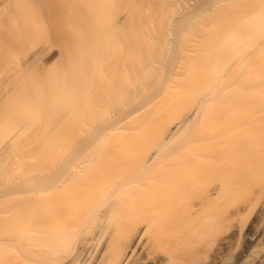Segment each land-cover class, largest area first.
I'll return each mask as SVG.
<instances>
[{"label": "bare ground", "instance_id": "1", "mask_svg": "<svg viewBox=\"0 0 264 264\" xmlns=\"http://www.w3.org/2000/svg\"><path fill=\"white\" fill-rule=\"evenodd\" d=\"M218 1L216 6L219 8L228 0H225V3ZM150 3L154 4L153 0H0V71L7 65L8 58L23 51L28 39L29 42L35 40L32 39L33 34L30 31L32 27L49 30L52 35L49 41L56 42L62 48L56 52L43 53L42 60L45 56L47 58L45 57L42 63H64L63 67L61 64L62 75L58 77L51 73L32 84L36 98L30 100L26 97L22 101L18 98V105L12 107L18 109V112L8 114L2 123L6 128L0 130V264H264V70L260 71L262 76V73L258 76L260 72H247L246 75L251 76H246L248 79L244 80L248 82L252 77L251 83L256 82L261 89L257 87L259 90H256L255 87V96L253 92L250 94L254 97L247 94L246 100L239 99L240 105L245 107L244 113L242 107L235 104L240 103L239 100L235 102L238 99L237 93L233 94L235 101H232L231 111L222 100L229 95L230 98L224 100H233L230 86L239 82H232V77L227 81V77L230 68L240 59L236 61V58H231L230 61L228 55L231 45H244V42H232L225 35V41L218 40L215 50H212L214 54H206V57L211 58L212 65L208 64L212 68L210 70L214 79H211L212 83L208 79V84L205 79L204 89H200L198 98L190 97L192 100H187V104L191 105L196 100L194 107L188 108L190 104L182 106L184 110L181 107L178 111L181 110L179 114L182 115L177 114L179 118L175 115V121L168 118L169 120H165L167 124L159 123L160 126L164 125V128L162 126L163 129H160L158 126L154 137L136 135L154 115L155 119L157 118V112L154 113L157 106L165 108L175 101L174 97L177 99L174 92L171 95L168 93L170 97L174 96L170 98L171 103H168L169 96L164 94L168 98H162L164 101L162 100L161 104L164 106L160 104V100L158 103V99L156 103L160 105H153L157 91L155 96L154 92L151 93L152 96L149 95L153 99L148 96L149 100H153L152 104L149 100L144 99V102L145 96L142 95L143 103L141 96L137 95L138 99H132L135 102L129 105L131 101L126 102L127 94L130 98L132 92L124 88L125 79H128L125 75L122 79L115 77L120 79L117 80L121 82L120 87L115 79L113 80L116 82L113 84L118 85L117 90L110 88L113 77L111 73V77L108 76L112 70L110 63L117 54L116 47H119L120 39L126 37L123 26L128 23L146 22L141 15L139 18L137 12L147 15ZM165 6L167 10H163L164 13L159 12L162 15L157 16L156 21L160 25H165L170 20L169 12L174 5ZM216 6L213 7L217 9ZM153 10L158 11V8L154 7ZM253 15L255 16H251V19L263 21L264 9L256 10ZM200 17L202 16L198 18ZM182 21L187 22L186 19ZM195 21L196 19L188 20V26L190 22L194 24ZM150 23L154 24V20H150ZM185 28L181 30H184L186 35L188 27L186 30ZM181 30L180 33H184ZM189 30L191 26L187 31L190 32ZM167 31L168 33L163 31L162 34L160 30L158 39L161 34L167 38L166 34L170 35L171 32L172 35L176 30ZM157 33L153 32V35ZM180 37L185 38L183 34ZM166 38L164 42H159L160 39L158 44L164 47ZM180 42H183L182 39ZM162 43H165L164 46ZM165 49L166 46L162 54ZM119 50L123 51L122 48ZM42 52L43 50L39 49L32 58L15 68L16 80L5 83L8 92L10 88L12 90L22 85L18 79L26 77L25 69L30 66L34 67L38 77L43 76V65L38 58ZM149 53L150 59L157 57L156 52L153 55L152 51ZM226 55L227 58H224ZM132 56L134 59L133 54ZM165 56L166 54L163 59L162 56L159 58L163 62L167 61L165 58L168 57ZM130 57H126L128 60H124V63L133 61ZM137 58L135 57L138 62L134 60L132 65H138L139 62V65H142ZM140 58L145 60L144 56L140 55ZM182 58L183 61L178 59L181 61L179 65L174 61L168 76L184 77L182 72L191 76V70H187L191 67L188 66L190 64H185L189 68L184 65V59L189 57L184 55ZM243 60L246 61L247 58H242ZM242 61L241 67L246 65L245 62L242 66ZM146 62L148 65L152 61L145 60ZM131 63L127 68L130 71L124 68V64L120 67L123 66L125 72L134 71L136 75L137 66L133 65V69ZM183 68L189 72H184ZM179 72L182 75H178ZM211 73L207 72L212 76ZM150 76L153 77L154 74ZM176 77L174 79H177ZM261 77L263 84L259 81ZM168 78H165L168 80L167 84L175 85L176 80L169 83ZM140 80L142 79L138 78L134 86H137ZM141 83L139 82V85ZM228 83L230 85H227ZM132 86L133 84L131 88ZM224 86L230 89L227 96L223 95L228 92L222 90ZM23 87L28 89L19 91V95L29 91L27 82L23 83ZM118 87L125 91L120 93L121 89ZM127 87L126 89H131ZM143 87L140 88L145 89ZM166 89L164 88V91ZM237 90H234V93ZM177 91L179 92L175 91L176 94H180V90ZM146 92L145 90L143 94ZM158 94L160 95V92ZM180 96L181 94L178 97ZM2 98L0 97V103ZM139 98L141 104L138 102ZM118 99H121L119 103H124L125 100L129 105L126 104L127 109L118 107L121 105ZM219 101L229 109H225L228 111L225 114L222 112L225 116H236L241 110L243 116L248 114L251 118L258 119L248 122L249 119L246 120L247 116H244L245 121L239 120L242 125L247 123L242 126L243 130L240 129L241 124L238 121L239 124L233 125L239 126V130L230 127V120L234 118L222 121L224 116L221 111L224 108L218 106ZM255 101L260 106L256 103L258 109L254 107L256 110H250L249 107L253 108L251 106ZM134 103L139 107L133 105ZM211 103L217 104L220 111L216 106L212 108ZM245 103H252L247 105L249 111L246 110ZM150 104L152 106H149ZM209 104L213 112L214 109L218 114L220 112V116L204 112L208 110ZM233 104L238 110L233 108ZM238 106L241 107L240 110ZM2 107L11 108L8 105ZM99 113L101 114L97 116ZM106 114L113 115L108 119ZM203 115L206 118L211 117L210 120L203 118ZM61 117L66 118L65 122ZM70 117L73 118L72 122ZM54 118L60 121L55 122ZM106 118L108 121H105ZM203 119L206 122H201ZM42 122L46 125L55 124L57 127L54 132L41 131L43 134L49 132L48 135H43L44 137L30 138L29 135L39 132H36V126ZM197 124L204 129H198L196 135L190 134L194 125L198 128ZM69 126L74 129L69 130ZM196 127L194 129H197ZM136 130L138 131L134 135ZM68 131V134H63Z\"/></svg>", "mask_w": 264, "mask_h": 264}, {"label": "rangeland", "instance_id": "2", "mask_svg": "<svg viewBox=\"0 0 264 264\" xmlns=\"http://www.w3.org/2000/svg\"><path fill=\"white\" fill-rule=\"evenodd\" d=\"M221 1H223L222 3H225V4H221L220 6H223V7H219L218 8V5L216 6V4H217V0H153V2H154V4H152V3H150V8L149 9H147V11H146V13H147V15L145 14L144 15V13L143 12H137V14H139L138 16H139V18H140V15H141V18H144V20H146V22H142V21H140V22H137V23H134V24H125L124 26H123V32H124V34L126 35V37H124V39H120V42H119V47H116V55H115V58H114V60L110 63V66L112 67V70L109 72V74H108V76H110L111 77V74H113L112 76L113 77H111V81H110V85H112L113 86V88H112V86L110 87L111 89H114L115 88V90H117L116 89V87L121 83V82H119L120 81V79H122V77L125 75V76H127V78L128 79H125L126 81H128V80H130V78H131V80L130 81H128V83H130V85L125 81L124 82V84L123 85H125L127 88H131V85L133 84V88L135 87V89L133 90V88H131V89H126V87H124L125 88V90L126 91H131L132 93V95H130L131 97L129 98V95L127 94V100H126V102L128 101V103H129V100L131 101L130 103H129V105L131 104L132 105V103L133 102H135L136 100L135 99H138V97H140L141 98V100H142V95L143 96H145V98H143V100L145 99V100H149L150 98H151V93L152 92H154L153 94H154V96L156 95V92H157V97H156V99H155V97H154V99L153 98H151V99H153L152 101H153V105H155V104H157V105H160L161 103H162V100L165 98V99H167L168 100V98H167V96H169V94L168 93H170V95L171 94H173V92L175 93L174 94V96L175 95H177L176 96V98L178 99V101H177V99H175V97H174V99L173 100H175V101H172V103H171V99L173 98L172 96L170 97L169 96V101L170 102H168V103H171L170 105H166L165 104V106H167V107H161V106H157V108L155 109V111H154V113L155 112H157V114H158V116H156L157 118L155 119V115L152 117V120L150 119V121H148V123H147V121L145 122V123H147L146 125H145V123H144V125L145 126H142V129L143 130H141V128L139 129L140 131H138V130H136L135 132H133V134L135 135V133L138 131V134L136 133V135H143V137H145L144 135H147V136H149V137H152L153 136V134H154V132L156 131V129H157V127L158 126H160L159 125V123H161V124H163V123H166V121L165 120H167L168 118H170V120L171 119H175V118H173L175 115H176V118H179L181 115L179 114L180 112H181V110H180V112H178L179 111V109H181V107L183 106H185L186 107V105H188V104H190V103H188L187 104V100H192V99H190V97L191 98H198L197 96H198V94L201 92V90H202V88L204 87L203 86V83L205 82V79H206V84H208V83H210L209 81H211V79H214V74H212L211 73V70H212V68L211 67H209L210 65L209 64H211L210 63V61H211V58H208V57H206L208 54H210L211 52H213L214 50H215V46L216 45H218L217 43H219V41L221 40V41H223L224 39V36L225 35H227V37H229L228 39H231L232 40V42H233V40H234V42H237L236 40H239V42H241L240 40H242L243 42H244V45H243V43H242V45L240 44V45H231V51H230V54H229V52H228V59L230 58V61H231V58L233 59H235L236 58V61H238L239 59V61H238V63L237 62H235V65H233L234 67H232V68H230L231 70L229 71V77H227V81H228V78H229V80H230V77H232V82L234 81V82H239V83H237V85L236 84H232V82H231V84H232V86H230L232 89H231V94L233 95H236V93H237V97H238V99H236V101H235V99H234V95L233 96H231V98H233V100H230L231 101V103H230V101H228V100H224V99H228V98H230V95H229V97L227 98V97H224V99L222 100L223 102L222 103H226V105L229 107V109L231 108V111H232V107H231V105H232V101H235V102H238V100L240 99V98H245V99H241V100H246L247 98H246V96L245 95H247L248 94V96L249 97H251V96H253L254 95V91H255V87H256V90H259V88H260V86H257L255 83V85L254 84H252L253 83V81H251L253 78L252 77H250V79H249V81L247 82V80H244V78L245 79H248L249 78V76H251V75H246V74H248L247 72H249L250 73V71H252L251 73H253V71H255L256 72V74L258 73V72H260V71H263L264 70V68H263V61H264V35L262 36V33L264 32V26H263V24H264V20L263 21H261V19L259 20V19H251V16H253V18H254V16L255 15H253L254 13H255V11L256 10H260L261 8L262 9H264V0H228V1H225V0H219L218 2H220L221 3ZM225 1V2H224ZM229 1H231L230 3H228ZM166 2H167V4H166ZM168 4H173L174 6L172 7L173 9H171L170 10V12H169V17H170V20L169 21H167L166 23L167 24H162V25H160V23H157V16L158 15H162V14H159V12L160 13H164V11H165V9L167 10V6H165V5H168ZM192 8H191V7ZM213 6H216L217 7V9L216 8H214ZM155 7V9H157L158 8V11H157V13H156V11L155 10H153V8ZM190 7V8H189ZM194 7H195V9H194ZM212 7L214 8V10L212 9ZM261 7V8H260ZM160 8V9H159ZM187 9H189V10H187ZM217 11H216V10ZM160 10H164L163 12L162 11H160ZM174 10V11H173ZM186 12V14H185V12ZM190 10H192V11H190ZM152 11V12H151ZM195 14H194V13ZM218 12V13H217ZM152 13V14H151ZM153 13L155 14V15H153ZM166 13V12H165ZM184 13V14H183ZM149 14V15H148ZM181 14V15H180ZM144 15V16H143ZM151 15V16H150ZM183 15V16H182ZM193 15H195V16H193ZM257 15V14H256ZM154 16H155V18H154ZM180 16V17H179ZM182 16V17H181ZM199 16H202V17H200V18H198ZM146 17H149V18H146ZM179 18V19H178ZM188 18H191L192 19V21H193V19H196V23L194 22V24H193V22L191 23H189V26H188V20H191V19H188ZM184 19H186V23H185V21L183 22L182 20H184ZM188 19V20H187ZM141 20V19H140ZM149 20V21H148ZM150 20H154V24L152 23H150ZM156 21V22H155ZM148 22V23H147ZM153 22V21H152ZM179 23L180 24H183L182 26L181 25H179ZM147 24V25H146ZM149 24V25H148ZM151 24V25H150ZM193 26H192V25ZM214 26H213V25ZM159 25V26H158ZM187 25V27H188V29H190V26H191V30H189L190 32H188L187 30V27L185 28V26ZM143 27H145V28H143ZM150 27V28H149ZM154 27V28H153ZM163 27H165V28H163ZM171 27H173V29H174V31L176 32H174V34L172 33V35H171V32H169L170 33V35L169 34H166V33H168V31L167 30H171V31H173V29H171ZM195 27V28H194ZM147 28V29H146ZM169 28V29H168ZM179 28V29H178ZM182 28H185V30H186V32H187V34L185 35V32H184V30H181ZM193 28V29H192ZM263 28V29H262ZM150 29V30H149ZM153 29V30H152ZM157 29H159V30H157ZM196 29V30H195ZM144 30H146V31H144ZM160 30H161V32H162V34H164V32H166L165 34L167 35V38L166 37H164V36H161L160 35V39H161V41H159L160 39H158V34H160L161 32H160ZM164 32H163V31ZM180 30L182 31V32H184V33H180ZM203 30V31H202ZM31 32H32V34H33V38L32 39H34L35 38V40H32V41H30L29 42V39L26 41V45L24 46V49H23V51H21L20 53H18V54H16V55H14L13 57H10V58H8V60H7V62H6V66H5V68H3V70H1L0 71V97L2 98L1 99V103H0V130H3V129H5L6 127L2 124L3 123V121H4V119L8 116V114H10V113H17L18 112V109H13L12 107L13 106H17L18 105V103H17V99L18 98H20V100L22 101V100H24L26 97L27 98H29L30 100H33V98H36V96H35V89L32 87V84H34V83H36V82H38V80L40 81V80H43L45 77H47V76H49L51 73H55L56 75H58V77H59V75H62V70H61V64H62V67H63V64L64 63H62L61 61H50V62H47V63H42V61H44L46 58L44 57L43 59L44 60H42V54L43 53H45V52H56V50L57 51H59V50H61L62 48H60L59 47V45L55 42V43H52L51 41H49V39H50V37L52 36L51 35V32L49 31V30H42V29H39V28H35V27H32L31 28V30H30ZM156 31V32H155ZM178 31H179V33L182 35L183 34V36H185V38L183 39V37H180L181 35H179V33H178ZM193 31V32H192ZM145 32V33H144ZM150 32V33H149ZM153 32L154 33H157V34H155V35H153ZM160 32V33H159ZM197 32V33H196ZM202 32H204L203 34H202ZM228 32L230 33L229 35H228ZM231 32H233V33H231ZM235 32H237V33H235ZM189 34V35H188ZM192 34V35H191ZM207 34V35H206ZM148 35H150V36H148ZM165 35V36H166ZM168 35H169V38H168ZM174 35V36H173ZM199 37H198V36ZM230 35H232V36H230ZM233 35H238L237 37L236 36H233ZM146 36H148V37H146ZM176 36V37H175ZM179 36V37H178ZM209 36V37H208ZM214 36V37H213ZM215 36H216V38H215ZM221 36V37H220ZM142 37V38H141ZM145 37V38H144ZM156 37H157V39H156ZM189 38V40H188V38ZM198 37V39H196ZM151 38V39H150ZM154 38V39H153ZM162 38L164 39L163 41H162ZM165 38H166V41H167V43H166V49L164 50L165 51V53L164 54H166V56L165 57H168V58H165V59H168L167 61L165 60L164 62H163V56H164V54H162L163 53V48L165 47L163 44H165V43H162V45L164 46V47H162L161 45H159L158 44V41L159 42H164L165 41ZM176 38V39H175ZM225 38H226V36H225ZM233 38V39H232ZM236 38V39H235ZM238 38V39H237ZM147 39V40H146ZM149 39V40H148ZM168 39V40H167ZM178 39H179V41H178ZM181 39H182V41L183 42H180L181 41ZM192 39V40H191ZM196 39V40H195ZM138 40V41H137ZM153 40V41H152ZM157 40V41H156ZM170 40V41H169ZM173 40V41H172ZM186 40V41H185ZM188 40V41H187ZM219 40V41H218ZM148 41H150V42H148ZM185 41V42H184ZM198 41V42H197ZM203 41H204V43H203ZM220 41V42H221ZM225 41V40H224ZM227 41V40H226ZM230 41V40H229ZM135 42V43H134ZM154 44H153V43ZM157 42V43H156ZM168 42L170 43V44H168ZM188 43H190V44H188ZM208 43H209V45H208ZM215 43V44H214ZM254 43H257L256 45L254 44ZM144 44V45H143ZM158 44V45H157ZM161 44V43H160ZM207 44V45H206ZM253 44H254V46H255V48H254V46H253ZM149 45V46H148ZM168 45V46H167ZM193 48H192V47ZM149 47V48H148ZM157 47V48H156ZM162 49H161V48ZM206 47V48H205ZM209 47V48H208ZM120 48H122L123 49V51L121 52L119 49ZM250 48V50L248 51V49ZM39 49L40 50H43V52L42 53H40L41 54V56L39 55V61H40V59H41V63L40 64H42L43 65V70H42V74L41 75H43V76H41V77H38L36 74H35V71H34V67L33 66H30V67H28L27 69H25L27 72V75H26V77H23L22 79H18L19 80V82H21L22 83V85H19V86H16V88H14V89H12L11 90V88H10V91L8 92V86L7 85H5V83H7L9 80H16V78H15V72H14V70H15V68L16 67H18V66H20V65H22V63H24L26 60H29L30 58H32V56L36 53V51L38 52L39 51ZM147 49V50H146ZM148 49H149V52H151L152 51V55H153V53H157V57L156 58H153V60L154 59H156V60H152V59H150V53L148 52ZM155 49V50H154ZM159 49H160V51H159ZM168 49V50H167ZM187 49H189V51L187 50ZM198 49V50H197ZM206 49V50H205ZM151 50V51H150ZM162 50V51H161ZM202 50V51H201ZM205 50V51H204ZM213 50V51H212ZM187 51V52H186ZM191 51V52H190ZM161 54H160V53ZM194 52V53H193ZM147 53V54H146ZM149 53V54H148ZM160 54V56H159V54ZM169 53V54H168ZM208 53V54H207ZM132 54L134 55V59H133V56H132ZM139 56H138V55ZM190 54H191V56H190ZM207 54V55H206ZM212 55L214 54V52L213 53H211ZM138 56V58H137V56ZM140 55L141 56H144V59L146 60V61H152L151 63H149L150 65H152V66H150L149 64L148 65H146L147 64V62L145 63V60L143 61V60H140L141 58H140ZM147 55V56H146ZM184 55H185V57H189V58H192V56H193V58L190 60L189 58H187V59H189V61L186 59H184V61H185V63H184V65L186 64V65H188V64H190V65H188V66H186L185 68H189V69H187V70H191V72H189V71H186V69L185 68H183V69H185L184 70V72H189V75H191V76H188V74L186 75V73H183L182 72V74H185L184 75V77L183 76H180L179 78L181 79H179L178 78V76L176 77V76H173V78H172V76L171 75H169L168 76V74H170L171 73V71H172V68H173V64H174V61H175V64H178L179 62V64H181V61H183V58L182 57H184ZM187 55H189V56H187ZM211 55V56H212ZM227 55L224 57V58H227ZM131 56V57H130ZM161 57L162 56V59L161 58H159V57ZM174 56V57H173ZM210 55H209V57H211ZM128 57H130L131 59H133V61H131L130 59V61L131 62H135L134 60H136L135 59V57L139 60V61H141V63H142V65H139L140 64V62L138 63V65L139 66H141V67H139L138 65H135L138 61L136 60V63L135 64H133L134 65V67L135 66H137V67H135V68H137V69H135V71H137L136 73V75L138 76L139 75V77H137L136 75H135V72L133 71V69H134V67H133V65H132V63L131 62H129V61H127V62H129V63H124V60L126 61V60H128L127 58ZM147 57V58H146ZM149 57V58H148ZM155 57V56H154ZM201 57V58H200ZM140 58V59H139ZM203 58H205V60L203 59ZM206 58H208V59H206ZM242 58L244 59H246L247 58V60L245 61V60H243L242 61ZM143 59V58H142ZM149 59V60H148ZM159 59H160V61H159ZM180 59H182L181 61H179ZM162 60V61H161ZM172 60V61H171ZM194 60V61H193ZM203 60V61H202ZM208 62H207V61ZM143 61V62H142ZM156 61V62H155ZM158 61V62H157ZM176 61H177V63H176ZM186 61H188V62H186ZM190 61H191V63H190ZM200 61V62H199ZM205 61V62H204ZM225 61H228L227 59H225ZM240 61H242V66L245 64V62H246V65H244V66H246V68H244V66L243 67H241V64H240ZM160 62V63H159ZM197 62V63H196ZM36 63H38L37 61H36ZM35 62H34V64L33 65H35L36 64ZM131 63V65H132V67L131 68H133V69H131V71H133L132 73L130 72L129 73V71H130V69H127L128 67H130V65H128V64H130ZM145 63V64H144ZM158 63V64H157ZM168 63H170V64H168ZM206 63V64H205ZM209 63V64H208ZM244 63V64H243ZM122 64H124V68L125 69H127V70H129V71H127V72H125V70H124V68H123V66L122 67H120ZM164 64V65H163ZM168 64V65H167ZM178 64V65H179ZM208 64V65H207ZM115 65V66H114ZM127 67H126V66ZM145 65V66H144ZM155 65V66H154ZM159 67H158V66ZM166 65V66H165ZM183 65V64H182ZM206 65V66H205ZM212 65V64H211ZM238 65H240V66H238ZM148 66H150V67H153V69L151 68L150 69V67H148ZM168 66V67H167ZM120 69H119V68ZM147 67H148V69H147ZM182 67V66H181ZM184 67V66H183ZM239 67V68H238ZM241 67V68H240ZM123 68V71L121 70ZM139 68H141V70L139 69ZM143 68V69H142ZM156 68V69H155ZM164 68H167L166 70L164 69ZM170 68V69H169ZM193 68V69H192ZM249 68V69H248ZM147 69V70H146ZM150 69V70H149ZM202 69V70H201ZM208 69V70H207ZM211 69V70H210ZM237 69H239V70H237ZM262 69V70H261ZM115 70V71H114ZM140 70V71H139ZM144 70H145V72L147 71H149L148 73H145L144 72ZM153 70H155V71H153ZM169 70V71H168ZM171 70V71H170ZM182 70V69H181ZM180 70V71H181ZM204 70H206L205 72H204ZM233 70V71H232ZM237 70V71H236ZM247 70V71H246ZM112 71H114V73H112ZM118 71V72H117ZM123 72V75L121 74V72ZM157 71V72H156ZM164 71H166V73L167 74H165V72ZM203 71V72H202ZM232 71V76H230V72ZM239 71V72H238ZM117 72V73H116ZM153 72V73H152ZM207 72H210L211 74H212V76H213V78H212V76L210 75V74H207ZM213 72H214V70H213ZM236 72H238V74L236 73ZM240 72H242V73H245V75L243 76L242 75V73H241V75H240ZM111 73V74H110ZM116 73V74H115ZM125 73V74H124ZM150 73V74H149ZM152 73V74H151ZM205 73V74H204ZM234 73H236V74H234ZM262 72H260V73H258L259 75L258 76H260V74H261ZM121 76H120V75ZM131 74H133L131 77H130V75ZM147 74V75H146ZM153 74H154V76H153ZM181 74V72H179L178 73V75H180ZM181 74V75H182ZM194 76H193V75ZM203 74L205 75V76H207V78H205V76H203ZM235 76H234V75ZM135 75V76H134ZM142 75H144V77H142ZM150 75H152L153 77H151ZM208 75H209V77H208ZM239 75V76H238ZM263 75V73L261 74V76ZM120 77V79H116L115 77ZM130 78H129V77ZM134 76V77H133ZM147 76H149V77H147ZM164 76H165V78H168L169 79V83L170 82H175V80H176V82L178 81V83H180L179 85H178V83L176 84V82H175V85H171V83H170V85L169 84H167L168 83V80L166 81V79L164 78ZM171 76V77H170ZM240 77V78H238V77ZM242 76H243V79H242ZM246 76L248 77V78H246ZM105 77V76H104ZM118 77V78H119ZM136 77V78H135ZM147 79H146V78ZM177 78V79H174V78ZM189 77V78H188ZM109 78V77H108ZM126 78V77H125ZM142 79V80H140V81H138V85L137 86H134V85H136L135 83H137L136 81H137V79ZM145 78V79H144ZM151 78V79H150ZM164 78V79H163ZM170 78H172V80L170 81ZM225 78V80H226V77H224ZM237 78V79H236ZM57 79H60V78H57ZM110 79V78H109ZM115 79V80H114ZM136 79V80H135ZM174 79V80H173ZM179 79V80H178ZM208 79H210L209 81H207ZM113 80L114 81H116L117 82V80H119L118 82H117V84L118 85H114L116 82H113ZM133 80H135V83H134V81ZM150 80V81H149ZM131 81H133V82H131ZM141 81H142V83H141ZM156 81V82H155ZM162 81V82H161ZM164 81V82H163ZM226 81V82H227ZM259 81H262V84H263V78L261 77V79H259ZM258 81V82H259ZM24 82H27L28 84H29V91L27 90V94H22L21 93V95H19L18 94V92L19 91H22V92H24L25 91V89H28V87H23V83ZM139 82L142 84H140L139 85ZM148 82V83H147ZM154 82H155V84H154ZM202 84H200V83ZM208 82V83H207ZM213 82V80L211 81V83ZM225 82V81H224ZM252 82V83H251ZM114 83V84H113ZM126 83V84H125ZM146 83V84H145ZM165 83V84H164ZM197 83H199V84H197ZM121 84V85H122ZM128 84V85H127ZM152 86H151V85ZM173 84V83H172ZM145 85V86H144ZM150 85V86H149ZM164 85V86H163ZM168 87H167V86ZM177 85H178V87H179V89H178V87H177ZM227 85H230L229 83L227 84ZM236 85V86H235ZM144 86V87H143ZM173 87V88H171V87ZM176 86V87H175ZM202 86V87H201ZM119 87H120V85H119ZM118 87V88H119ZM143 87V88H145V89H141V88ZM150 89H149V88ZM159 89H158V88ZM175 87V88H174ZM223 87V86H222ZM229 87V86H228ZM257 87H259V88H257ZM45 89H46V87H44ZM138 88V89H137ZM164 88L166 89L165 91H164ZM168 88H169V90H168ZM237 88H238V90L240 91H238L237 90ZM119 89H121L119 92L121 93V91L123 92V91H125V90H122V88H119ZM170 89H172V90H174V91H172V90H170ZM176 89V90H175ZM195 89V90H194ZM198 89H199V92L197 93V91H198ZM201 89V90H200ZM204 89V88H203ZM236 91L237 90V92H235L234 93V90ZM261 89V88H260ZM145 92V90L147 91L146 93H145V95L143 94V92ZM149 90V91H148ZM168 90V91H167ZM177 90H180V94H181V96L180 97H178L180 94L178 93V94H176V92H179V91H177ZM222 90H226V91H228V90H230L229 88H226V86H224V88H222ZM117 91V92H118ZM138 91H140L139 93H138ZM161 91H163V93L161 94ZM176 91V92H175ZM192 91V93H190ZM137 92V93H136ZM142 92V93H141ZM160 92V95L158 94ZM166 92V93H165ZM230 91H228V92H226L225 94H223V95H225V96H227V94H230L229 93ZM253 92V95H251L250 96V94ZM128 93V92H127ZM134 93H136V95L134 94ZM140 93H141V95H140ZM224 93V92H223ZM240 93V94H239ZM164 94H166V95H164ZM193 94V95H192ZM239 94V95H238ZM255 94H256V92H255ZM23 95V96H22ZM137 95H138V97H137ZM149 95H151V96H149ZM159 95V96H158ZM190 95H192V96H190ZM194 95H196V97L194 96ZM45 95L43 94V97H44ZM146 96H147V98H146ZM148 96L150 97V98H148ZM164 96H166V97H164ZM245 96V97H244ZM247 96V97H248ZM255 96V95H254ZM253 96V97H254ZM133 97V98H132ZM137 97V98H136ZM159 97H160V99H159ZM140 98H139V103L141 102V100H140ZM163 98V99H162ZM132 99H134V100H132ZM157 99H158V103H159V100H160V104H158V103H156L157 102ZM164 99V100H165ZM251 99H253V98H251ZM250 99V100H251ZM121 100V99H120ZM119 99H118V103H119V101H120ZM143 100H142V102H143ZM145 100H144V102H145ZM163 100V101H164ZM167 100L165 101V103L167 102ZM249 100V99H248ZM254 100V99H253ZM150 101V102H149ZM148 102L149 103H151L152 101L151 100H149ZM196 101V100H195ZM195 101H194V103H195ZM216 101V100H215ZM214 101V102H215ZM228 101V102H227ZM123 102V101H122ZM125 102V100H124V103H125V105H124V103H119V104H121V105H118V103L116 102V104L118 105V107L119 108H121V107H123V109H124V107L125 106H127L128 104ZM143 102V103H144ZM147 102V101H146ZM234 102V103H235ZM239 102H240V100H239ZM245 102V101H244ZM249 102H251V101H249ZM5 103V104H4ZM194 103H192V105L190 104V107H188V108H190V109H192L193 107H194ZM216 103V102H215ZM215 103H211V104H209L207 107H209V108H207L208 110L206 111H204V109H203V111L204 112H207L208 113V115L209 114H213V113H216V115H218V116H220V112H219V114L217 113L218 111H215V109H214V112H213V109H211V106H212V108H213V106H214V108H215V106L217 107V104H215ZM218 103V102H217ZM220 101H219V103H218V106H220L221 104H222ZM224 103V104H225ZM227 103H229V105L227 104ZM256 101H255V103L253 102V106H251V107H253V108H250L249 106H247V105H251L250 103L248 104L247 103V105H246V103H245V106L247 107L246 108V110L247 111H249V109L250 110H252V109H254V110H256V109H258V108H256V106L258 105V103H257V105H256ZM262 104H263V102H261ZM261 103H259V104H261ZM123 104V105H122ZM127 104V105H126ZM137 104V103H136ZM141 104V103H140ZM146 105H147V103H145ZM152 104V103H151ZM149 105V106H152V105ZM215 104V105H214ZM223 104V105H224ZM236 105H240L241 104V102L240 103H235ZM235 104H233L234 106H233V108L234 107H236V105ZM4 105H8L9 107H11V108H9V109H7V108H3L2 106H4ZM128 105V106H129ZM133 105H135V103L133 104ZM138 105V104H137ZM137 105H135L136 107H139V105L137 106ZM146 105H142V106H146ZM161 105H163V104H161ZM211 105V106H210ZM221 105L220 106V108H224V110L227 108L228 109V107L226 106V105ZM255 105V106H254ZM148 106V107H149ZM164 106V105H163ZM170 106V107H169ZM171 106H172V108H171ZM241 107H242V112L244 111V106H242V105H240ZM258 106H260V105H258ZM264 106V105H263ZM7 107V106H6ZM113 107V106H112ZM159 107H161V109H158ZM182 107V110H184V108ZM239 107V106H238ZM241 107H239V110H240V108ZM244 107V108H243ZM248 107H249V109H248ZM256 109H255V108ZM170 108V109H169ZM205 108V109H206ZM218 108V107H217ZM125 109H127L126 107H125ZM164 109V110H163ZM190 109H187L188 111L190 110ZM211 111H210V110ZM219 109V108H218ZM228 109V110H229ZM161 110V111H160ZM217 110V109H216ZM222 110L221 111V113L222 112H224V114H225V112L227 111V110ZM236 110H238L237 109V107H236ZM235 109H234V111H236ZM124 111H126V110H124ZM160 111V113H158ZM219 111H220V109H219ZM258 111V110H257ZM259 111H261V109H259ZM263 111V110H262ZM178 112V113H177ZM184 113H186L187 111H183ZM211 112V113H210ZM228 112V111H227ZM240 112H241V110H240ZM239 112V114H240V116L242 117H240L239 116V114L238 115H236V116H234L233 115V117L232 116H225L223 113V116H224V119H222V121L224 120L225 122H226V120L225 119H231V117H232V119L235 121H233V120H230L231 121V125H229L230 127L232 126V127H235V129L236 128H238L237 130H239V126L237 127V126H234L233 124H241L240 126H241V128L240 129H242V126H245L247 123H245L244 125H242L243 123L242 122H240L241 120L240 119H243L244 120V118H246V117H244V116H247V118H246V120H248V122L250 121V122H252V120H253V122H254V119H258V117L257 118H255V117H252L251 118V116L249 115L248 116V114L246 115V114H244V116H243V114H242V112L240 113ZM206 113V114H207ZM244 113V112H243ZM101 113H99L97 116H99ZM177 114H179V115H177ZM205 114V113H204ZM221 114V115H222ZM242 114V115H241ZM107 115L108 114H106L105 116L107 117ZM113 115V114H112ZM112 115H108L109 117H107L108 119L110 118V116H112ZM208 115H206V116H208ZM215 115V114H214ZM215 115V118L217 117ZM104 116V117H105ZM179 116V117H178ZM205 115H203V118H206V117H204ZM238 116V117H237ZM259 116V115H258ZM208 117H210V116H208ZM213 118H214V116H212ZM226 117V118H225ZM235 117H237V118H235ZM248 117H250V118H248ZM260 117V116H259ZM262 117L264 118V116L262 115ZM47 118H49V117H47ZM105 119V121H108V119ZM211 118V117H210ZM210 118H206V120H210ZM261 118V117H260ZM259 118V119H260ZM262 118V119H263ZM61 120H63L64 122H65V120H66V118H63V117H61L60 118ZM72 117H70V121L72 122ZM103 119V116L101 117V120ZM111 119V118H110ZM114 120L116 119V117H114L113 118ZM217 119V118H216ZM218 119H219V117H218ZM220 119H221V117H220ZM219 119V120H220ZM237 119V120H236ZM251 119V120H250ZM59 119H56V118H54V121L56 122V121H58ZM169 120V119H168ZM176 120V119H175ZM174 120V121H175ZM204 121H201V122H206V120L205 119H203ZM215 120V119H214ZM240 120V121H239ZM261 120V119H260ZM42 121H43V119H42ZM60 121V120H59ZM104 121V120H103ZM104 121V122H105ZM164 121V122H163ZM172 121V120H171ZM173 121V122H174ZM211 121H213V120H211ZM210 121V122H211ZM237 121L239 122V123H237ZM245 121V120H244ZM208 122V121H207ZM234 122V123H233ZM247 122V121H246ZM168 123H169V121H168ZM170 123H172V122H170ZM121 124H123V122L121 123ZM167 124V123H166ZM235 124V125H236ZM121 126H123V125H121ZM120 126V127H121ZM162 126H163V128H164V125H161L160 126V129L162 128ZM167 126V125H166ZM165 126V127H166ZM197 126H198V128L194 125L193 126V130L191 131L192 133H190V134H193L194 133V135H196V134H198V129H204L203 127H199L200 125H198L197 124ZM252 126H255V125H252ZM56 125L55 124H50V125H46L45 123H39V124H37V126H36V129H37V131L36 132H38L36 135H29V137L30 138H34V137H38V136H46V135H48V133L47 132H45V134H43L41 131H43V130H48V131H51L52 130V132H54L55 131V129H56ZM117 127H119V125H117ZM194 127H196L197 129H194ZM251 127V126H250ZM162 128V129H163ZM69 130H73L74 129V127L73 126H69V128H68ZM192 129V128H191ZM190 129V130H191ZM243 129H244V127H243ZM242 129V130H243ZM159 130V129H158ZM157 130V131H158ZM165 130V129H164ZM139 132H141V134H139ZM69 133V131L68 132H66V133H63V134H68ZM156 133V132H155ZM158 133L159 134H161V131L159 130L158 131ZM157 134V133H156ZM189 134V133H188ZM152 135V136H151ZM43 136V137H44ZM155 136V135H154ZM153 136V137H154Z\"/></svg>", "mask_w": 264, "mask_h": 264}]
</instances>
